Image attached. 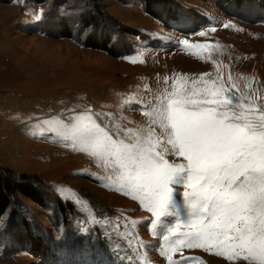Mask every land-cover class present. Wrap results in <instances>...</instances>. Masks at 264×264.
<instances>
[{
    "label": "rangeland",
    "instance_id": "obj_1",
    "mask_svg": "<svg viewBox=\"0 0 264 264\" xmlns=\"http://www.w3.org/2000/svg\"><path fill=\"white\" fill-rule=\"evenodd\" d=\"M167 4L151 6L156 19L143 0H0V168L28 178L44 199H10L0 264H250L171 251L169 229L187 230L185 189L173 185L176 206L158 218L109 179L110 162L65 138L86 109L132 140L159 135L151 120L162 98L181 77L191 87L202 74L264 110V0Z\"/></svg>",
    "mask_w": 264,
    "mask_h": 264
},
{
    "label": "snow or ice",
    "instance_id": "obj_2",
    "mask_svg": "<svg viewBox=\"0 0 264 264\" xmlns=\"http://www.w3.org/2000/svg\"><path fill=\"white\" fill-rule=\"evenodd\" d=\"M204 75L191 87L186 77L173 83L151 120L159 135L151 129L132 140L128 130L103 124L100 114L86 109L85 123L64 126L65 138L87 145L106 167L110 162L109 179L158 218L171 215L176 206L173 185L185 189L187 230L169 229L177 237L171 251L198 248L264 264V110L226 95L222 83L205 81ZM166 155L182 162L171 163Z\"/></svg>",
    "mask_w": 264,
    "mask_h": 264
},
{
    "label": "trees",
    "instance_id": "obj_3",
    "mask_svg": "<svg viewBox=\"0 0 264 264\" xmlns=\"http://www.w3.org/2000/svg\"><path fill=\"white\" fill-rule=\"evenodd\" d=\"M37 3H42V0H34ZM44 1V0H43ZM216 4L218 0H213ZM223 3L230 4V5H239V2L242 0H220ZM144 2V8L147 14L153 18H156L153 12L150 10L152 5H161L160 7L165 8L169 7L167 4V0H143ZM238 3V4H237ZM218 6V4H217ZM219 7V6H218ZM235 7V6H234ZM170 12H172L170 10ZM241 13V12H239ZM243 18H245V14L242 12ZM247 14V12H246ZM249 20V19H246ZM89 25V24H88ZM87 48H94L97 49L96 46L91 45L90 41L88 43H85L84 45ZM89 46V47H88ZM101 49L106 52L108 49L102 48ZM109 52V51H107ZM28 178L25 176H21V179H16L13 174L5 169L0 168V217L4 214L7 207L10 204V199L15 197L16 194L22 195L28 199H30L32 202L36 203L37 205H42L44 203L43 197L38 193V191L30 184L24 183V181H27ZM63 210V209H62Z\"/></svg>",
    "mask_w": 264,
    "mask_h": 264
}]
</instances>
